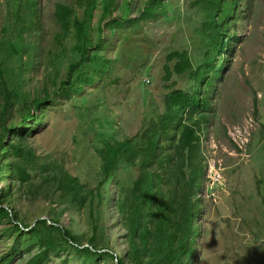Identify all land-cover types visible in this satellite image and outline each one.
Instances as JSON below:
<instances>
[{"label": "rangeland", "instance_id": "rangeland-1", "mask_svg": "<svg viewBox=\"0 0 264 264\" xmlns=\"http://www.w3.org/2000/svg\"><path fill=\"white\" fill-rule=\"evenodd\" d=\"M60 1L75 2L39 0V30L25 32L16 39L19 43L8 48L3 30L8 2L0 0V63L3 92L8 95L7 100L0 101V112L4 109L6 126L11 124L13 134L5 136L7 149H0L3 206L30 227L40 220L46 226L57 221L83 246L93 237L96 247H102L98 252L109 250L113 254V258L95 256L88 264H116L117 255L130 264L123 213L116 202L121 199V189L127 193L132 187L136 172L120 165L101 188L97 209L85 196L100 180V161L92 146L103 140L132 138L145 119L156 115L163 86L174 81V87L182 86L175 75L170 81H161V67L166 55L176 49L195 58L193 29L198 18L191 9L192 0H167L166 16L141 23L136 29L127 23L114 33L110 50L104 52L111 58L117 55L120 66L110 67V72L96 77L90 85L79 84L84 87L81 90L63 92L42 108L44 114L36 111L40 121L28 124L30 130L20 138L16 133L24 126L19 123L23 106L30 105L43 88H57L80 57L72 48V37L59 47L54 44V8ZM127 1L131 6H125ZM127 1L116 0L113 15L124 16L126 8L130 15L135 14L140 0ZM92 11L87 35L94 43L102 0ZM77 13L82 17L80 8ZM236 25L241 39L235 43L228 68L222 69V79L216 82V92L211 96L214 115L201 146L205 173L196 199L199 210L194 224L198 234L191 264H261L252 256L261 257L264 250V0H252ZM11 142L23 148L19 155H7ZM6 163L24 169L27 180L12 184L3 166ZM61 169L78 179L80 191L68 193L84 197V203H77L75 196L60 195L55 175ZM36 251L28 237L16 232L0 215V264H21ZM44 264H82V257L73 248H60Z\"/></svg>", "mask_w": 264, "mask_h": 264}, {"label": "trees", "instance_id": "trees-1", "mask_svg": "<svg viewBox=\"0 0 264 264\" xmlns=\"http://www.w3.org/2000/svg\"><path fill=\"white\" fill-rule=\"evenodd\" d=\"M97 1L75 0L72 5L60 1L55 4L57 31L54 33V44L59 47L64 40L72 37V48L80 52V57L70 65L67 76L60 80L57 88L51 91L43 88L33 97L30 105L23 106L19 123L24 126L16 133L20 138L30 130L28 124L32 123L33 126L40 121L41 117L37 118L36 111L44 114L42 108L48 107L63 92L74 88L81 90L84 87L79 84L90 85L96 77L110 72V67L120 66L117 55L111 58L104 53L108 51V45L116 31L124 29L127 23H131L136 29L141 23L166 16L164 5L167 0H140L135 7L136 13L130 15L126 8L124 16L113 15L116 0H102V17L96 25L97 35L92 43L87 29ZM7 2L3 30L8 37L5 44L11 48L14 43H19L16 39L20 40L25 32L39 30V0ZM127 2L125 6H131ZM251 2L252 0H192L191 9L198 18L193 29L196 36L195 58L194 54L176 49L166 55L160 72L161 81H170L175 75L183 82L182 86L174 87L175 81L163 86L156 115L145 119L142 128L132 138L103 140L98 146H92L100 161V180L85 196L97 209L102 196L101 188L120 165L134 168L136 172L132 187L127 193L121 189V199L116 202L123 213L122 224L129 241L126 258H129L130 264L192 263L195 237L198 234V228L194 224L199 210L196 199L205 173V157L201 146L214 115L211 96L216 89L217 80L222 79V69L224 72L230 64L235 43L241 39L236 29V20L246 12V8L250 9ZM79 8L82 17L77 13ZM84 67L85 74H82ZM76 71L77 76L74 75ZM4 81L0 63V101L8 99L7 91L3 92ZM6 123V114L2 109L0 149L3 148V152L7 149V145H4L5 136L13 135L9 131L11 124L8 123L7 127ZM22 151L20 144L8 143V156L19 155ZM3 166L7 168L12 184L14 181L23 183L27 180L28 174L17 164L10 166L6 163ZM55 177L60 184L61 196L72 195L78 199L77 203H84V197L68 193L80 191L82 185L80 186L77 178L63 169ZM10 185H7L9 189ZM3 202L0 191V215L12 224L16 232L25 234L29 244L37 247L36 253L21 264H44L50 254L66 247L73 248L77 256L82 257V264L92 263V259L101 254L113 258L109 250L98 252L102 247H96L93 237L83 246L70 235L65 226H58L57 221L46 226L45 221L40 220L30 227L20 221L9 207L3 206ZM152 223H156L155 227H149ZM131 249L132 252L129 253ZM261 253V257L252 256L253 260H258L256 263H264V250ZM115 258L116 264H126L122 255Z\"/></svg>", "mask_w": 264, "mask_h": 264}]
</instances>
